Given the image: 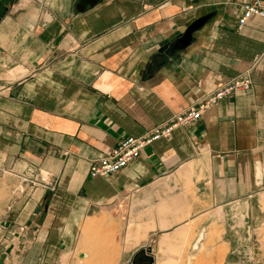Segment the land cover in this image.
<instances>
[{"label": "crops", "instance_id": "1", "mask_svg": "<svg viewBox=\"0 0 264 264\" xmlns=\"http://www.w3.org/2000/svg\"><path fill=\"white\" fill-rule=\"evenodd\" d=\"M252 1L100 0L78 13V0H0V264H62L80 224L109 211L160 239L190 219L255 208L264 194V20L237 26ZM204 16L191 44L173 51ZM245 72L250 90L121 172L90 178L120 140Z\"/></svg>", "mask_w": 264, "mask_h": 264}, {"label": "rangeland", "instance_id": "2", "mask_svg": "<svg viewBox=\"0 0 264 264\" xmlns=\"http://www.w3.org/2000/svg\"><path fill=\"white\" fill-rule=\"evenodd\" d=\"M254 204V209L239 204L215 217L190 219L182 234L160 239L132 217L109 211L80 224L62 264H264V194Z\"/></svg>", "mask_w": 264, "mask_h": 264}, {"label": "built area", "instance_id": "3", "mask_svg": "<svg viewBox=\"0 0 264 264\" xmlns=\"http://www.w3.org/2000/svg\"><path fill=\"white\" fill-rule=\"evenodd\" d=\"M258 17L264 20V7L258 0L245 3L237 20L238 28H242L246 22ZM252 80L249 72L238 75L216 91L205 96L195 104H191L182 112L172 116L166 122L155 126L151 131L139 137H125L101 159L93 162L89 169L90 178H106L115 175L136 161L141 154L154 143L168 139L176 129L188 128L200 121L202 116L217 106L220 102L239 93H245L251 89ZM30 184L35 186L39 182H46L44 178H33Z\"/></svg>", "mask_w": 264, "mask_h": 264}, {"label": "water", "instance_id": "4", "mask_svg": "<svg viewBox=\"0 0 264 264\" xmlns=\"http://www.w3.org/2000/svg\"><path fill=\"white\" fill-rule=\"evenodd\" d=\"M99 2L100 0H78L76 11L78 13H84L88 7L93 8ZM210 18V16H204L190 24L181 35L177 36L172 48L173 51H182L186 49L192 42V35L199 31Z\"/></svg>", "mask_w": 264, "mask_h": 264}, {"label": "bare ground", "instance_id": "5", "mask_svg": "<svg viewBox=\"0 0 264 264\" xmlns=\"http://www.w3.org/2000/svg\"><path fill=\"white\" fill-rule=\"evenodd\" d=\"M90 223H92V222H90ZM133 223V222H132ZM91 225H89L88 224V226H87V228H86V225H85V228L86 229H89V227H90ZM85 231H83L82 233H84ZM133 232V231H132ZM136 233V232H135ZM134 234V233H133ZM136 235V234H135ZM98 237V236H97ZM87 239V238H86ZM96 240V239H95ZM91 241V240H90ZM83 245H84V243L83 242H85V239L83 240V241H80ZM79 245H81V244H79ZM104 245V244H103ZM86 246V245H85ZM113 254V253H112ZM114 256V255H113ZM93 259V258H92ZM105 259V258H104ZM111 259V258H110ZM106 263V262H105Z\"/></svg>", "mask_w": 264, "mask_h": 264}]
</instances>
